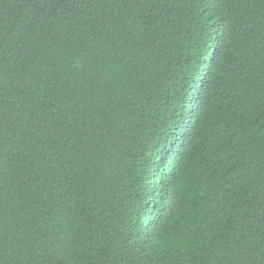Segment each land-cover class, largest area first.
I'll return each instance as SVG.
<instances>
[{"label":"trees","instance_id":"obj_1","mask_svg":"<svg viewBox=\"0 0 264 264\" xmlns=\"http://www.w3.org/2000/svg\"><path fill=\"white\" fill-rule=\"evenodd\" d=\"M0 113V264H264L259 0H0Z\"/></svg>","mask_w":264,"mask_h":264},{"label":"snow or ice","instance_id":"obj_2","mask_svg":"<svg viewBox=\"0 0 264 264\" xmlns=\"http://www.w3.org/2000/svg\"><path fill=\"white\" fill-rule=\"evenodd\" d=\"M248 2L254 4L256 3V0H248ZM259 3L261 4L262 8H264V0H259ZM0 116H2V113H0Z\"/></svg>","mask_w":264,"mask_h":264}]
</instances>
